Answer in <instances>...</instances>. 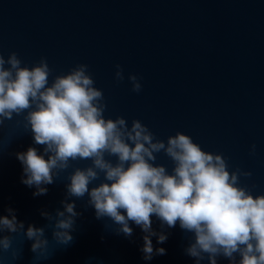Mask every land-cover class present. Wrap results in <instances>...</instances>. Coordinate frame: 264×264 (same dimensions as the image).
Wrapping results in <instances>:
<instances>
[{"label":"water","instance_id":"water-1","mask_svg":"<svg viewBox=\"0 0 264 264\" xmlns=\"http://www.w3.org/2000/svg\"><path fill=\"white\" fill-rule=\"evenodd\" d=\"M0 51L5 57L15 51L28 66L46 57L53 76L88 64L95 86L103 89L106 117L123 115L129 125L139 118L164 140L183 131L205 150L222 152L230 169L252 170L242 183L254 194L264 193V0H0ZM117 64L125 73L119 83ZM130 73L141 78V92L131 90ZM17 119L22 117L0 130V214L7 215L10 206L25 229L40 227L48 223L42 210L63 207L67 173L46 186V195H33L35 188L21 182L16 153L29 146L43 153V146L34 145ZM253 143L255 156L249 154ZM73 163L86 167L91 161ZM156 163L172 171L163 152ZM86 200L76 201L82 215L73 242L56 248L53 241L52 256L35 264H195L184 253L190 234L178 224L163 229L165 243L152 237L166 254L146 261L141 228L132 224L131 238L107 230L111 222L96 219ZM152 220L161 231L155 216ZM46 235L51 240L52 230ZM31 243L17 235L20 258L5 254L0 264H34ZM218 264L228 261L220 258Z\"/></svg>","mask_w":264,"mask_h":264},{"label":"clouds","instance_id":"clouds-1","mask_svg":"<svg viewBox=\"0 0 264 264\" xmlns=\"http://www.w3.org/2000/svg\"><path fill=\"white\" fill-rule=\"evenodd\" d=\"M53 72L46 57L28 66L15 51L7 57L0 51V130L6 121L22 117L16 124L31 133L34 145L43 146V153L35 146L16 153L23 166L21 182L35 188L34 196H42L47 185L67 173L63 207L55 213L41 211L46 225L25 229L10 206L7 215L0 214V262L5 254L20 258L17 235L32 241L34 264L49 259L57 247L70 245L82 215L76 201L87 197L86 207L94 208L96 219L111 222L105 224L107 230L131 238V225L141 228L146 261L166 254L164 247H154L152 237L163 244L168 239L163 229L178 224L190 234L184 253L195 264H218L220 258L228 264H264V193L254 194L242 183V178L253 176L252 170L230 169L222 152L205 150L183 131L164 140L139 118L129 125L123 115L106 117L103 89L95 86L88 64ZM114 78L117 83L125 80L119 64ZM127 80L133 92H141L137 74H128ZM3 150L0 139V153ZM161 152L171 160V172L156 163ZM249 154L256 155L255 143ZM82 160L91 163H73ZM153 216L160 222L159 232L153 228ZM47 229L52 230L51 240Z\"/></svg>","mask_w":264,"mask_h":264}]
</instances>
